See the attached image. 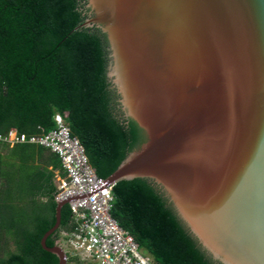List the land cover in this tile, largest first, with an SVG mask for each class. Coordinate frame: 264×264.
I'll return each mask as SVG.
<instances>
[{
    "label": "water",
    "instance_id": "95a60500",
    "mask_svg": "<svg viewBox=\"0 0 264 264\" xmlns=\"http://www.w3.org/2000/svg\"><path fill=\"white\" fill-rule=\"evenodd\" d=\"M107 78L144 142L106 179H145L217 264H264V0H87ZM42 250L66 264L63 251Z\"/></svg>",
    "mask_w": 264,
    "mask_h": 264
},
{
    "label": "trees",
    "instance_id": "16d2710c",
    "mask_svg": "<svg viewBox=\"0 0 264 264\" xmlns=\"http://www.w3.org/2000/svg\"><path fill=\"white\" fill-rule=\"evenodd\" d=\"M87 0H0V135L25 136L56 128L66 114L98 178L106 180L145 140L125 119L107 78L108 42L89 19ZM58 157L33 144H0V264H58L40 240L55 223ZM110 214L153 264H217L175 216L159 189L145 179L117 182ZM61 208L52 248L71 229ZM12 248V249H11Z\"/></svg>",
    "mask_w": 264,
    "mask_h": 264
},
{
    "label": "built area",
    "instance_id": "2783aa9c",
    "mask_svg": "<svg viewBox=\"0 0 264 264\" xmlns=\"http://www.w3.org/2000/svg\"><path fill=\"white\" fill-rule=\"evenodd\" d=\"M65 119V113L55 114L56 128L46 134L28 137L12 129L0 135V144H33L58 157L64 177L56 181L55 201L66 202L71 229L59 233L56 246L63 251L66 264H153L112 218L114 184L95 175Z\"/></svg>",
    "mask_w": 264,
    "mask_h": 264
},
{
    "label": "rangeland",
    "instance_id": "374dc122",
    "mask_svg": "<svg viewBox=\"0 0 264 264\" xmlns=\"http://www.w3.org/2000/svg\"><path fill=\"white\" fill-rule=\"evenodd\" d=\"M12 249V248H11Z\"/></svg>",
    "mask_w": 264,
    "mask_h": 264
}]
</instances>
